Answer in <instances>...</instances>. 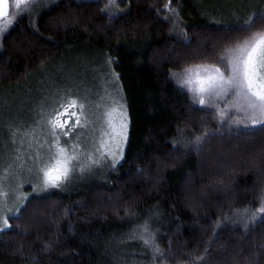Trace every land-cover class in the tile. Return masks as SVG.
<instances>
[{
	"label": "trees",
	"instance_id": "obj_1",
	"mask_svg": "<svg viewBox=\"0 0 264 264\" xmlns=\"http://www.w3.org/2000/svg\"><path fill=\"white\" fill-rule=\"evenodd\" d=\"M234 4L47 0L0 34V115L21 114L34 76L69 54L103 64L128 117L116 165L8 216L0 264H264V125L222 121L175 75L264 31V7Z\"/></svg>",
	"mask_w": 264,
	"mask_h": 264
},
{
	"label": "rangeland",
	"instance_id": "obj_2",
	"mask_svg": "<svg viewBox=\"0 0 264 264\" xmlns=\"http://www.w3.org/2000/svg\"><path fill=\"white\" fill-rule=\"evenodd\" d=\"M45 1L47 0H36L35 3H31L29 0V5L36 7L37 4ZM256 1L223 0V3L226 5L230 2H238V4H234L237 9H241L245 5L248 8L253 7L252 10L264 7L261 6L264 1L258 0L261 3L254 5ZM243 4L245 5L243 6ZM14 11L17 12V15L10 17L13 21L25 13L13 9ZM102 66L101 62L86 64L81 55L67 54L60 62L43 71L41 75L34 76L30 82L32 86L30 92L25 88L29 93L23 98V101L28 106L21 114L18 116L0 115V229L9 228L8 216L19 214L25 197L43 192L44 189L63 188L77 184L81 180L96 177L97 174L106 170L105 159L111 164L115 162L116 165L122 158L127 141L128 117L115 85L111 81L112 79L108 77V72ZM70 98L76 100L77 107L70 110L69 116L71 111L79 113L78 105H83V114L80 119L84 127L77 126L75 129H78L73 134L63 137L60 136L61 129L57 128L53 132L49 121L53 120L58 112H63L62 106L67 103L59 104L51 116L47 106L49 108L51 104L57 105L59 102ZM205 100L204 106L214 109L218 113L221 110H230L232 124H235L232 121L240 120L239 125L242 127L261 125L253 124L243 112H236L231 107L236 100V97L231 93L222 99H215L214 102L209 101L207 97ZM210 103L211 106H208ZM30 109L32 111H29ZM110 112L117 130H119V125L122 122L127 124L126 139L118 136L113 140L110 135H105L106 132L111 131L106 115ZM67 118L60 117L61 123ZM220 118L222 121L229 119L227 115ZM74 122L75 118L72 117L69 120V127ZM57 135L60 137V146L68 148L69 154H72L71 145L79 144V148L75 151L79 156L78 163L84 167L83 170L76 167L69 178L60 186L45 188L40 169L48 161L49 155L57 151L55 144ZM117 143H119V148H117ZM101 145L103 147H100ZM97 148H100V152L96 151ZM90 156L92 159H98V163H92V160L89 159ZM73 163L77 162L74 161ZM24 191L30 192L24 196ZM5 220L8 224L6 228L4 226ZM142 232L143 229L138 233L141 238L144 237ZM136 234L134 236H137Z\"/></svg>",
	"mask_w": 264,
	"mask_h": 264
},
{
	"label": "snow or ice",
	"instance_id": "obj_3",
	"mask_svg": "<svg viewBox=\"0 0 264 264\" xmlns=\"http://www.w3.org/2000/svg\"><path fill=\"white\" fill-rule=\"evenodd\" d=\"M35 2L36 0H31V3ZM110 2L114 3L115 0H110ZM11 7L21 13L27 12L30 7L29 0H13ZM8 8V0H0V20L3 21V24L0 25V34L6 31L13 23V19L9 16ZM12 15L14 17L17 12L14 11ZM254 15L264 16V14ZM252 26L253 18L250 17L245 21L244 25L240 26V30L250 31ZM175 75L179 78L180 87L191 94L194 103L198 102L200 105H205L206 97L209 101L214 102L215 99H222L231 93L236 97L231 106L236 112H243L253 124L264 125V31L254 32L247 38L226 48L224 54L215 64L198 63L190 65ZM208 106H211V103ZM62 107L63 112H58L56 117L49 121L53 132L59 128L62 134L67 136L75 127H84L80 119L83 114L82 111L79 113L71 111L69 116L70 110L77 107L76 100H70ZM79 107L82 109L83 105ZM106 115L111 131L106 132L105 135H110L113 140L118 136L126 139L125 130L127 124L122 122L119 125V130H117L116 125L113 123L112 113H106ZM226 115L231 120L230 110H221L219 112L220 117ZM60 117L68 118L61 123ZM72 117L75 118V122L71 127H68L67 131H64ZM232 122L235 124L241 123L240 120ZM201 139V137H197L198 142ZM59 141L60 137L57 135V151L49 155L48 161L40 169L45 188L60 186L62 182L69 178L76 167H80L81 170L84 167L78 163L79 156L75 151L79 148V144L71 145L72 154H69V149L60 146ZM100 147H103V145ZM117 148H119V143H117ZM96 151L100 152V148H97ZM89 159L92 160V163H98V159H92L91 156ZM74 161L77 163H73ZM24 199H27V197ZM4 226L5 228L8 226L7 220L4 221ZM0 231H3V229H0ZM142 235L144 236V244L151 246L154 238L149 232L147 223L143 226ZM156 251L159 252V249L157 248Z\"/></svg>",
	"mask_w": 264,
	"mask_h": 264
},
{
	"label": "water",
	"instance_id": "obj_4",
	"mask_svg": "<svg viewBox=\"0 0 264 264\" xmlns=\"http://www.w3.org/2000/svg\"><path fill=\"white\" fill-rule=\"evenodd\" d=\"M9 2V8H8V11H9V16L11 15V0H8ZM3 22L2 20H0V23Z\"/></svg>",
	"mask_w": 264,
	"mask_h": 264
}]
</instances>
